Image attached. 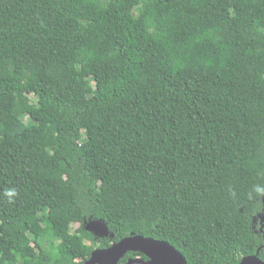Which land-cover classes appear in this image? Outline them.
Returning a JSON list of instances; mask_svg holds the SVG:
<instances>
[{
    "label": "trees",
    "instance_id": "trees-1",
    "mask_svg": "<svg viewBox=\"0 0 264 264\" xmlns=\"http://www.w3.org/2000/svg\"><path fill=\"white\" fill-rule=\"evenodd\" d=\"M255 186L264 0H0V264H84L132 234L188 264L264 260Z\"/></svg>",
    "mask_w": 264,
    "mask_h": 264
},
{
    "label": "water",
    "instance_id": "water-1",
    "mask_svg": "<svg viewBox=\"0 0 264 264\" xmlns=\"http://www.w3.org/2000/svg\"><path fill=\"white\" fill-rule=\"evenodd\" d=\"M88 222L89 230L93 233L109 235V229L103 220L90 219ZM129 252H139L146 258L141 256L128 258L125 264H188L186 257L170 242L134 234L109 247L96 248L84 264H119ZM239 264H264V260L258 254L249 255L244 256Z\"/></svg>",
    "mask_w": 264,
    "mask_h": 264
},
{
    "label": "rangeland",
    "instance_id": "rangeland-1",
    "mask_svg": "<svg viewBox=\"0 0 264 264\" xmlns=\"http://www.w3.org/2000/svg\"><path fill=\"white\" fill-rule=\"evenodd\" d=\"M78 226H79V224H74L73 226H72V229L74 230V229H76V228H78ZM89 223H85V225H84V228L85 229H88L89 230ZM94 235H95V237L96 238H98L99 236H98V234H96V233H94ZM124 238V237H123ZM90 243V242H89ZM144 256V255H143ZM133 257H137V256H132V257H129V258H133ZM144 258H146L145 256H144ZM127 262V261H126ZM125 262V263H126Z\"/></svg>",
    "mask_w": 264,
    "mask_h": 264
},
{
    "label": "clouds",
    "instance_id": "clouds-1",
    "mask_svg": "<svg viewBox=\"0 0 264 264\" xmlns=\"http://www.w3.org/2000/svg\"><path fill=\"white\" fill-rule=\"evenodd\" d=\"M13 191H14V190H13ZM254 191H255V193H257V194L264 195V188H262V187H260V186H255ZM10 194H11V193H10ZM249 198H251V195H250Z\"/></svg>",
    "mask_w": 264,
    "mask_h": 264
},
{
    "label": "flooded vegetation",
    "instance_id": "flooded-vegetation-1",
    "mask_svg": "<svg viewBox=\"0 0 264 264\" xmlns=\"http://www.w3.org/2000/svg\"><path fill=\"white\" fill-rule=\"evenodd\" d=\"M89 221H90V220H89ZM86 223H89V222L87 221ZM136 256H137V257H138V256H141V257L144 258L143 254H142V255H136ZM130 257H132V256H130ZM128 258H129V257H128ZM128 258H127V259H128ZM122 264H125V263H122Z\"/></svg>",
    "mask_w": 264,
    "mask_h": 264
}]
</instances>
